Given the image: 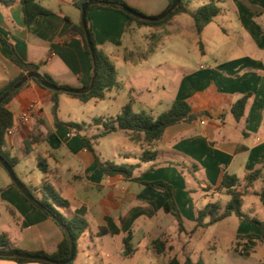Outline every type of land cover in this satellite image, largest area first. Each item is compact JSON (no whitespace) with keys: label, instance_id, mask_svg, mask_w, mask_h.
<instances>
[{"label":"crops","instance_id":"obj_1","mask_svg":"<svg viewBox=\"0 0 264 264\" xmlns=\"http://www.w3.org/2000/svg\"><path fill=\"white\" fill-rule=\"evenodd\" d=\"M124 1L147 16H159L169 4V0ZM240 1L248 2V0H231L228 5H231L233 13L237 16L241 27L240 32L244 33L258 50L257 58L241 57L224 62L221 60L218 62L215 59L212 63L197 62L192 68L191 59L183 58L184 51H190L188 47L176 48L173 45L174 49L171 45L165 46L168 38L176 33L194 34L191 32V26L193 27L191 16L187 14L176 16L173 21L174 27L169 29L161 25L133 27L130 32H125L127 18L123 14L104 8L90 9L87 12V20L91 25L97 49L114 63L121 86L112 88L103 100L98 101L82 102L79 99L70 98V102H65L60 96L61 105L69 103L92 122L97 114H100L97 110L101 103L112 97L117 100L125 92L126 76L131 78L133 74L140 73V67L148 66L159 50L164 53L167 51L176 53L170 57L166 56L164 61L173 62L178 67L176 73L179 72V79L175 87L174 101L186 100L194 114L207 111L208 115L168 127L156 147L160 152L159 164L148 171L152 163H142L139 168L144 169L143 174L135 175L147 182L163 180L172 185L185 232H180L174 217L164 211L167 197L161 189L132 182L142 187L132 190L133 188L128 184L131 181H127L123 176H106L97 169L93 155L84 147L79 136L66 127L55 128L51 93L48 89L29 81L8 104L15 118V126L6 137V150L11 157L19 160L15 168L25 158L31 159L33 169L34 167L39 169L40 160L47 164V171H42L43 177L28 178L26 183L19 178L13 168L19 180L32 187L40 186L43 182L50 183L63 198L71 203L69 211L58 208L65 215L76 213L86 219L96 210L99 219L104 221V223H98L99 229L107 226L106 216L113 218L121 227V233L106 234L102 237H111L107 239L115 245L118 259L116 264H131L130 260H136L134 264H147L146 260L152 256L155 257L156 264H168L169 259L174 256H177L181 262L187 258L192 260V252L191 257L190 252L184 255L187 245L198 232L209 228L196 229L198 212L207 204L203 207L198 206V191L192 184L193 180L197 181L202 192L206 193L205 197L220 200L226 194L224 190L219 191L217 188L225 174L236 175L243 180L249 172L263 168V176L257 181L260 191L255 188L257 182L251 191L264 190V33L262 34L252 21L254 17L264 15V10H257V8H250L252 11L245 10V6ZM222 4L219 1L218 5L221 9ZM41 5L51 10L52 14L40 15L27 24L20 0H16L9 6L0 3V87L5 86L21 73L20 68L12 61L11 45L26 62L39 64L40 73L49 74L59 84L82 89L91 80L93 61L85 49L84 38L78 32L67 34L71 27L81 24V10L74 6L73 0H41ZM143 28H147L149 34L146 32L143 34V40L148 41L146 46L149 49L146 52L142 50L143 47L131 43L132 40L128 41L126 36L127 33L132 34L131 32L143 30ZM225 30V28L221 29L222 33L227 35ZM150 31L154 33L150 34ZM194 35L193 39L197 40L198 35ZM202 35L203 32L201 40L204 43ZM155 37L159 41L157 46H154ZM206 52L205 46L200 53L203 56ZM134 56L142 59V62L135 60ZM157 66H161V63L157 62ZM121 72L125 76H122ZM162 89L166 91L164 86ZM247 93L252 95L247 101L243 116L237 120L231 111L233 103ZM201 95L205 100H201L200 102H203L198 104V98ZM153 112L151 109L152 115H154ZM228 113H231L232 120L228 118ZM26 114L29 118L25 122L23 116ZM81 120L85 123L84 119ZM202 120L205 123H201ZM90 121L87 124H90ZM48 132H52L48 138L34 145L31 150H26L24 143L31 134L46 135ZM89 132H96V128H89ZM105 137H111L109 143L105 145L102 152L97 150L103 160L114 159L109 151L115 144L119 147V157L140 158L142 146L140 143L131 141L128 134L117 132ZM101 141L98 147L101 146ZM42 145L45 146L41 147ZM0 167H2L1 164ZM4 171L0 168L1 234H8L11 244L20 249L29 252L54 253L63 239L62 230L24 198L19 189L12 185L13 182L5 169ZM198 177L201 180H198ZM254 192L248 196L258 197ZM219 200L209 203H221ZM227 201L221 204L224 206ZM260 202L264 207V202L261 200ZM166 215H171L175 221V229L172 231L168 229L172 223L167 220ZM254 217L258 218L257 215ZM205 221H208V218ZM166 225L167 228H165ZM248 225L240 221V231L249 228L251 234H242L238 229H233L232 238H213V241L205 248L207 250L205 255L201 254L196 263L192 260L193 263L202 261V264H264V244L260 242L256 227ZM130 231L133 233L131 243L134 252L126 257L123 241ZM140 232L146 233L148 237L143 238L146 241L143 253H140V246L134 245L138 239L136 236ZM191 232L194 233L191 234ZM156 234H158L157 237H153ZM161 236L168 240V250L159 255L155 252L152 242ZM102 237L97 238V241L91 239L95 248L94 258L88 254L86 258L78 262L76 247L74 264H104V258L112 255L104 253ZM141 239L139 238V243ZM244 244L250 246L249 256H243L235 250L237 245L241 250ZM206 256L213 261H208ZM86 259L90 261L87 262ZM0 264L43 263H17L14 260L0 259Z\"/></svg>","mask_w":264,"mask_h":264},{"label":"trees","instance_id":"obj_2","mask_svg":"<svg viewBox=\"0 0 264 264\" xmlns=\"http://www.w3.org/2000/svg\"><path fill=\"white\" fill-rule=\"evenodd\" d=\"M16 0H0L1 4L12 5ZM25 22L31 23L40 15H51L52 11L45 8L41 5V0H20ZM92 0H73L74 6L81 10L84 3ZM101 2L100 4L92 5L89 7L88 11L93 8H104L109 10L117 11L123 14L127 18V23L125 26V32H130L133 27L142 28V27H155L166 25L172 18L187 14L193 19V27L196 34L199 37V45L202 46L201 34L204 28L215 21V18L221 14V7L218 5V2L215 0H210L202 5H199L197 8H192V0H180L179 5L175 10H173L165 19L159 22H151L148 20H139L133 16L126 14L122 10V6H126L129 9H132L138 13H141L137 9L129 6L124 0H95ZM108 2L109 4H105ZM172 4V0H169L167 9ZM166 9V10H167ZM165 10V11H166ZM143 14V13H141ZM156 17V16H151ZM88 31L90 38L95 49V64H96V80L93 85V88L82 94H75L71 92H65L66 90L72 91L76 88H73L69 85L57 83L49 74L40 73V65L26 62L21 56L16 52L15 48L10 45L11 48V58L15 65H17L21 73L20 75L10 80L5 86L0 87V98L9 91L14 84L24 77L28 73L38 72L40 78L46 83L59 86L63 89V92L50 91L51 93V102H52V114L54 117L55 128L59 129L61 127H67L74 134L79 136L83 142L84 147L93 155L94 162L98 170L103 172L106 176H116L121 175L127 181L139 182L150 188H159L166 195L167 199L164 204V211L171 214L176 223L177 228L180 232H185L182 217L180 211L176 205L175 198L173 195V187L166 181L158 180L147 182L142 180L140 177L135 175V170L141 166L142 163H152V166L148 171L153 170L159 164L160 152L156 149L158 143L162 139L165 130L175 124L181 122H190L197 118H200L204 115H208L207 111H201L194 114L192 112L191 106L186 100H176L172 103L171 107L160 113L157 116L152 115L147 111L136 112L133 109L132 101L127 103L121 110L112 117H96L92 120L90 124L87 123H75V122H65L59 117L60 112V96L66 95L69 98L79 99L82 102H88L91 100H103L107 93L111 91L112 88H118L121 86V83L118 80V73L111 62L110 58L105 55L102 51L97 49L96 42L92 33V28L87 20ZM78 32L84 38L85 49L89 56L91 57L88 44L85 39L84 30L82 24L78 26H73L67 33L68 35ZM1 37V36H0ZM2 39V38H1ZM6 42V40H5ZM92 59V57H91ZM93 61V60H92ZM93 76V73H92ZM91 76V79H92ZM38 85L42 86L37 79H32ZM91 80L88 85L84 86L82 89H87L90 86ZM24 84L20 89L12 92V94L7 97L2 104L0 105V155L7 160L10 165L15 168L19 163L17 158L11 157L10 153L6 150V137L8 133L15 126V118L13 112L8 108V104L13 99V97L18 94L21 89L27 85ZM251 93H247L241 98H239L232 106V113L237 120H239L243 114L247 104L248 99L251 97ZM95 127L96 132L90 133L89 128ZM124 132L129 135L131 141L135 143H140L142 146V153L139 158V163L136 164H127V163H116L111 160H103L99 153L97 152V146L100 143L101 139L109 134ZM52 132H48L46 135L41 133L31 134L28 139L25 141L26 150H31L34 145L40 144L46 138L51 135ZM39 169L43 172L47 171V164L42 160L38 163ZM2 166V165H1ZM263 176V168L255 169L241 180L236 175L225 174L219 187V191L224 190L225 194L229 196V200L223 206L219 202L209 203L205 206L203 210L198 212L197 216V227L198 228H207L210 227L227 217L232 215L237 216L242 223L249 224L253 227H256L260 242L264 244V220H260L249 214H245L242 211V206L244 204L245 198L254 191V184L259 181ZM15 186L14 183H12ZM27 190L34 196V201H29L25 196L24 198L31 203V205L37 209L43 216L48 219L56 221L53 219V216L58 217L63 221L65 227L68 229V232L65 231L64 227L59 226L63 232V239L58 244L57 249L52 254H47L44 252H29L24 249H20L11 244L9 235L4 233L0 234V253L2 252H15L22 254H35L49 257L55 261H65L70 256V236L75 242L77 247V241L79 238L86 232L88 229L87 220L78 214H69L65 215L58 210V207L63 211H69L71 208V203L69 200L63 198L55 188L48 182H43L40 186L32 187L27 186L23 183ZM259 199L264 202V190L261 192L255 191ZM40 194V195H38ZM40 206H44L45 210H41ZM208 218V221L205 219ZM105 221L107 226L103 227L99 231V235L103 236L106 234L117 235L121 233V227L114 221L113 218L106 216ZM195 229V230H196ZM194 232H191L193 234ZM133 239V233L130 231L124 237V256H131L134 252L133 245L131 243ZM168 240L161 236L152 242V246L155 252L159 255H162L168 250ZM240 245V243H238ZM238 245L235 248L236 251L240 252L243 256L250 255V246L249 244L242 245V249H238ZM0 259H9L14 260L17 263H29V262H38L43 264H49L41 261H33L25 258L15 256L13 258L2 257ZM75 260V259H74ZM74 264V261L69 263ZM168 264H195L190 258H187L184 262H181L177 256H174L169 259ZM197 264H202V261H199Z\"/></svg>","mask_w":264,"mask_h":264},{"label":"rangeland","instance_id":"obj_3","mask_svg":"<svg viewBox=\"0 0 264 264\" xmlns=\"http://www.w3.org/2000/svg\"><path fill=\"white\" fill-rule=\"evenodd\" d=\"M210 0H192V8H197L199 5H202L206 2H209ZM219 3V1L222 4V12L221 16L216 18L215 22H212L208 24L203 31V46L199 45L198 37L197 40L193 39V35H196V32L194 30V27L191 26V32L194 34L191 35L187 32L185 33H176L172 37H169L165 43V46L171 45L172 48L175 49L173 45L179 48H186L190 51H184L185 57L184 59H191V68L193 64L199 63H212L217 59L219 62L226 61L230 59H238L241 57H253L257 58L256 55L258 54V50L256 47H254L251 43V40L246 38V35L244 33H241V27L237 20V16L233 13V8H231L228 5V2L231 0H215ZM244 6L245 10L252 11L250 8L254 9L257 8V10H264V0H251L248 2L240 1ZM231 3V2H230ZM220 5V4H219ZM251 6V7H250ZM142 13V12H141ZM144 14V13H143ZM262 14V13H260ZM146 15V14H144ZM147 16V15H146ZM151 17V16H150ZM246 17V16H243ZM175 18H172L168 24L164 25L163 27L166 29H169L173 26V21ZM259 28V30L262 31V34L264 33V15L259 17H254L252 20ZM222 28H225V33L227 32V35H224L221 31ZM172 31H175L174 29H171ZM144 32H147V28H143V30H135L134 32H131L132 34L127 33V40H132L131 43H135L138 47H143V51H148L149 47L146 46V43L148 41L143 40V34ZM154 31H150V34H153ZM149 35V34H148ZM194 35V36H195ZM197 36V35H196ZM126 38V37H125ZM132 38V39H131ZM249 40V41H248ZM159 41L155 37L154 46L159 45ZM186 46V47H184ZM205 46L207 48L206 55H201L200 51H203L205 49ZM200 49V50H199ZM176 54L175 52L167 51L162 52L159 50L157 54L153 57V60L148 66H141L140 70L141 72H137L131 76H126V90L123 94H121L120 97H118L117 100H115L113 97L110 99H106L105 102L101 103L99 106V109L97 110L98 113L96 117L100 116H116V114L121 110L122 107H124L127 103L132 101L133 108L136 112L139 111H147L151 112V109L154 111V115L157 116L160 113L168 110L171 106V103L175 100V87L178 83L179 79V72L176 73L178 70V67L175 66L173 62H164L166 60V56L170 57ZM135 60L141 61L142 59H139L137 56H134ZM142 62V61H141ZM157 62L161 63V66H157ZM113 63V62H112ZM114 65V63H113ZM115 66V65H114ZM122 76H125L121 72ZM165 87L166 91L162 89V87ZM149 89V90H148ZM62 100L65 102H70V98H68L66 95H61ZM201 100H205L203 95L198 98V104H201ZM135 102V104H134ZM135 105V106H134ZM60 118L61 120L65 122H75V123H82L81 119H86L87 117L84 116L78 109H75L69 105V103H63L60 104ZM228 118L232 120L231 113H228ZM79 119V120H77ZM78 121V122H77ZM88 119L85 120V123H89ZM91 122V121H90ZM67 128V127H66ZM113 137V136H111ZM111 137H104L101 141V146H97L98 152H102L105 145L109 143V140ZM115 137V136H114ZM110 145V144H109ZM45 145H42L43 147ZM112 149L109 151L112 156H114V159L112 161L116 163H127V164H135L139 161V158H135L133 156H129L130 158H123L119 157V147L113 145L111 147ZM109 149V148H108ZM145 165V164H143ZM3 171L4 169L0 167ZM143 168H138L135 170L136 175H142L143 174ZM15 171L19 178L23 182H27L28 178H35V176L43 177V172L40 171L38 168L34 167L31 162L30 158H25L22 160L21 164H19ZM5 172V171H4ZM198 180H201L199 177ZM193 186L198 191L197 194V204L199 207H203L204 205L208 204L210 201H216L212 200L210 197H205V192H202L199 184L197 181H194ZM200 182V181H199ZM130 187H132V190H138V188H142L141 185L137 183H128ZM255 188L259 190V183H256ZM260 191V190H259ZM40 195V194H38ZM228 200V196H222L220 198L221 203H225V201ZM59 208V207H58ZM62 210L61 208H59ZM242 211L245 214H249L250 216H255L261 220H264V207L261 206V202L259 197L250 195L246 197L245 203L242 206ZM167 220H169L172 225H170V228L166 225L165 228L168 227L171 231L175 229V221L171 215H166ZM86 220L89 223V228L86 231V233L79 238L77 241V260L79 262L80 259L86 258V256L92 255V257H95V248L94 243L91 241V239L94 241H97V238H101L102 236L99 235L100 229L98 228V223H104L101 219H99V216L97 215L96 210L93 211L92 214H89L86 217ZM251 227L250 225H248ZM233 229H238V231L242 234H251L249 228L246 230L240 231V221L237 216L233 215L227 219H225L223 222L216 224L212 227H209L207 229L201 230L197 233V235L194 237V239L191 241L190 244L187 245V249L184 252V255H187V252H192V260L196 263L200 256L207 252L205 248L208 246V244L213 241V238H232ZM143 232V231H142ZM140 232L136 238H138L134 245L140 246V253L144 252V246L146 245V241L143 238H148L146 233ZM2 233L1 227H0V234ZM158 234H156L153 237H157ZM102 247L104 250V253H108L112 255L111 257L104 258V264H116L118 262L117 259V251L115 248V245L110 239V236H104ZM106 238V239H105ZM139 238L141 239V243L138 242ZM202 254V255H201ZM106 256V255H105ZM204 257V256H203ZM88 259V258H87ZM86 259V260H87ZM206 259L209 261H213V259L208 258L206 256ZM151 260V261H150ZM90 260H87V262ZM147 264H156V259L154 256L147 259ZM131 264L136 263V260H130ZM87 264V263H86Z\"/></svg>","mask_w":264,"mask_h":264},{"label":"water","instance_id":"obj_4","mask_svg":"<svg viewBox=\"0 0 264 264\" xmlns=\"http://www.w3.org/2000/svg\"><path fill=\"white\" fill-rule=\"evenodd\" d=\"M101 2L99 1H88L86 3L83 4L82 8H81V24L84 30V35H85V39L86 42L88 44V48L90 50L91 53V57L93 60V76L91 79V83L90 86L87 89H75L72 91L66 90L65 92H71V93H75V94H82V93H87L89 92L92 88L93 85L95 83L97 74H96V64H95V49L93 47L91 38H90V34L88 31V26H87V12L90 6L92 5H96V4H100ZM180 0H172V4L170 5V7L164 11L162 14H160L159 16L156 17H150V16H146L144 14L138 13L132 9H129L126 6H122V10L130 15L133 16L139 20H148L151 22H159L163 19H165L173 10H175L177 8V6L179 5ZM105 4H109L108 2H105ZM32 79H37L39 80L40 84L50 90V91H55V92H63V89H61L59 86L56 85H52L49 83H46L45 81H43L40 78V75L38 72H32V73H28L26 74L24 77H22L20 80H18L14 86L5 93V95H3L0 98V105L2 104V102L9 97L12 92L20 89L24 84H26L27 82H29ZM0 164L2 165V167L6 170V172L9 174L12 182L15 184V186L19 189V191L29 200V201H34L35 198L34 196L27 190V188L23 185V183L19 180V178L17 177L13 167L10 165V163L5 160V158H3L0 155ZM41 210H45L44 206H40ZM53 219L56 221V223L65 228V231L68 232V229L65 227L64 223L62 220H60L58 217L53 216ZM70 242H71V248H70V256L67 260L65 261H55L49 257L46 256H41V255H35V254H22V253H15V252H2L0 253V256L2 257H9V258H13L15 256L21 257V258H25V259H29V260H33V261H41V262H45V263H49V264H69L71 262L74 261L75 259V255H76V246H75V242L73 241L72 237L70 236Z\"/></svg>","mask_w":264,"mask_h":264},{"label":"built area","instance_id":"obj_5","mask_svg":"<svg viewBox=\"0 0 264 264\" xmlns=\"http://www.w3.org/2000/svg\"><path fill=\"white\" fill-rule=\"evenodd\" d=\"M28 118H29V115H28V114H26V115L23 116V120H24L25 122L28 120ZM201 123H205V122L202 120ZM10 132H11V131H10ZM10 132H9V133H10Z\"/></svg>","mask_w":264,"mask_h":264}]
</instances>
